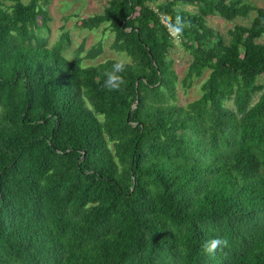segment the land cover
I'll return each instance as SVG.
<instances>
[{
	"label": "trees",
	"instance_id": "1",
	"mask_svg": "<svg viewBox=\"0 0 264 264\" xmlns=\"http://www.w3.org/2000/svg\"><path fill=\"white\" fill-rule=\"evenodd\" d=\"M47 3L0 0V264H264V6L108 0L78 24H105L130 61L110 91L117 59L83 65L100 43L67 58ZM212 16L249 22L225 40ZM175 38L192 57L183 89L209 69L185 104ZM217 236L229 246L210 258Z\"/></svg>",
	"mask_w": 264,
	"mask_h": 264
},
{
	"label": "rangeland",
	"instance_id": "2",
	"mask_svg": "<svg viewBox=\"0 0 264 264\" xmlns=\"http://www.w3.org/2000/svg\"><path fill=\"white\" fill-rule=\"evenodd\" d=\"M107 1L108 0H48V3L44 5L50 17L47 22L48 30L45 31L48 41L50 43L55 42L62 32L61 27H63V30L68 31L71 39L69 46L64 51L65 56L69 59L75 56V51L81 44L83 45V50L80 55L84 56L90 47L98 43H100L102 47L101 53L93 59L84 58L82 61L83 65L95 64L108 58L117 60L120 58L128 59L124 52L110 48L113 35L105 24H101L99 27L91 30L82 28L78 24V20L82 17L101 13ZM251 2L264 6V0H251ZM179 5L189 10L195 9L192 4L179 3ZM248 22L249 18L242 17H237L230 21L224 20L219 16L207 18V23L218 30L225 40H228V29L234 24H247ZM257 40L264 43V36H261ZM174 45L175 46L169 50L168 55L172 58V67L179 80L177 85V101L185 104L200 95L202 82L206 79L209 69H204L198 77L193 78L192 84L187 89H183L180 85V80L185 75L192 57L188 51L180 46L177 38L174 39Z\"/></svg>",
	"mask_w": 264,
	"mask_h": 264
},
{
	"label": "clouds",
	"instance_id": "3",
	"mask_svg": "<svg viewBox=\"0 0 264 264\" xmlns=\"http://www.w3.org/2000/svg\"><path fill=\"white\" fill-rule=\"evenodd\" d=\"M189 26V22L185 21L181 16H177L175 23L172 26L173 36H179L182 34L184 28ZM130 61L124 58L118 59L113 63L111 70L105 71L104 87L110 91L120 90L122 86L126 85V80L122 75ZM229 246V241L226 238L215 237L207 240L202 245L203 252L210 258H214L217 251H223Z\"/></svg>",
	"mask_w": 264,
	"mask_h": 264
},
{
	"label": "built area",
	"instance_id": "4",
	"mask_svg": "<svg viewBox=\"0 0 264 264\" xmlns=\"http://www.w3.org/2000/svg\"><path fill=\"white\" fill-rule=\"evenodd\" d=\"M170 33L172 34V31H170ZM173 35V34H172Z\"/></svg>",
	"mask_w": 264,
	"mask_h": 264
},
{
	"label": "water",
	"instance_id": "5",
	"mask_svg": "<svg viewBox=\"0 0 264 264\" xmlns=\"http://www.w3.org/2000/svg\"><path fill=\"white\" fill-rule=\"evenodd\" d=\"M185 1H187V0H185Z\"/></svg>",
	"mask_w": 264,
	"mask_h": 264
}]
</instances>
